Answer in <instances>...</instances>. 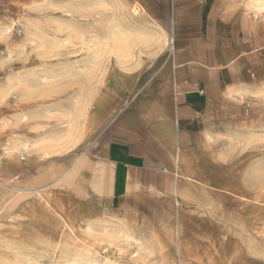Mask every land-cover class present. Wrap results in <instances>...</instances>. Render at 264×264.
Segmentation results:
<instances>
[{
  "label": "rangeland",
  "instance_id": "1",
  "mask_svg": "<svg viewBox=\"0 0 264 264\" xmlns=\"http://www.w3.org/2000/svg\"><path fill=\"white\" fill-rule=\"evenodd\" d=\"M218 2L249 44L231 78L210 84L196 148L150 149L160 174L120 198V220L106 203L119 232L36 246L53 259L32 261L29 246L7 243L17 173L87 179L82 159L107 158L114 132L168 97L171 6L0 0V264H264V0Z\"/></svg>",
  "mask_w": 264,
  "mask_h": 264
},
{
  "label": "crops",
  "instance_id": "2",
  "mask_svg": "<svg viewBox=\"0 0 264 264\" xmlns=\"http://www.w3.org/2000/svg\"><path fill=\"white\" fill-rule=\"evenodd\" d=\"M170 6L172 26L166 35L173 47L167 60L168 97L139 116L135 127L123 123L114 132L107 158L82 159L89 163L87 179L82 175L74 179L67 170L57 173L56 167L48 173H17L16 188L11 190L14 199H6L16 210L15 223L7 224V243L29 246L33 253L29 260L53 259L36 246L98 244L119 232L106 222V203L112 201L108 207L120 220V198L131 196L146 174L158 173L150 149L196 148V114L207 100L210 84L231 78L234 59L248 49L249 32L232 28L226 5L218 0H170Z\"/></svg>",
  "mask_w": 264,
  "mask_h": 264
}]
</instances>
